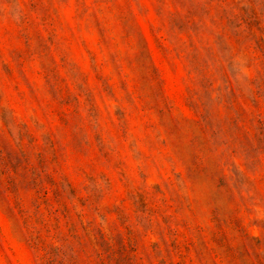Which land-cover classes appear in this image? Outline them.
I'll list each match as a JSON object with an SVG mask.
<instances>
[{"label":"rangeland","instance_id":"374dc122","mask_svg":"<svg viewBox=\"0 0 264 264\" xmlns=\"http://www.w3.org/2000/svg\"><path fill=\"white\" fill-rule=\"evenodd\" d=\"M263 29L264 0H0V264H264Z\"/></svg>","mask_w":264,"mask_h":264},{"label":"trees","instance_id":"16d2710c","mask_svg":"<svg viewBox=\"0 0 264 264\" xmlns=\"http://www.w3.org/2000/svg\"><path fill=\"white\" fill-rule=\"evenodd\" d=\"M263 30H264V29H263ZM263 42H264V38L261 37V39H260V41H259V45H258V47H262V46H263ZM257 121H258V125H259L258 127H259L260 129H262V128L264 127V118L261 116V114L258 115ZM259 133H261V131H259ZM42 190H43L42 197L45 198V199H47L50 190H49L48 188H46V187H43V186L41 187V189H40L39 191H42ZM49 211H50V212H49L50 215H55V212H57L56 210H52V209H50ZM46 242H47V241H46L45 239L42 240V241H41V240H38V241L36 242L37 246L45 251V255H47V254L49 253V251H48L49 244L46 243ZM45 261H46V262H45L46 264H51L52 259H51L50 257H46V260H45Z\"/></svg>","mask_w":264,"mask_h":264}]
</instances>
